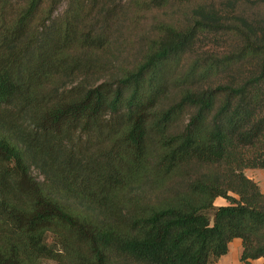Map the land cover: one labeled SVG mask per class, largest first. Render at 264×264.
Masks as SVG:
<instances>
[{
  "label": "trees",
  "instance_id": "trees-1",
  "mask_svg": "<svg viewBox=\"0 0 264 264\" xmlns=\"http://www.w3.org/2000/svg\"><path fill=\"white\" fill-rule=\"evenodd\" d=\"M121 2L0 0V264H264V0Z\"/></svg>",
  "mask_w": 264,
  "mask_h": 264
},
{
  "label": "rangeland",
  "instance_id": "rangeland-1",
  "mask_svg": "<svg viewBox=\"0 0 264 264\" xmlns=\"http://www.w3.org/2000/svg\"><path fill=\"white\" fill-rule=\"evenodd\" d=\"M127 2L128 0H122L121 6H126ZM64 8L65 7H62L61 10L63 11ZM260 9L264 11L263 7ZM157 18L169 21H181L183 20V13H179L177 16V14L171 12L170 8H162L154 9L152 12L148 13L147 17L140 23L132 22L130 24L129 20L126 22V18L120 19L119 24H117V43L115 45L113 59L119 63H128L131 65L141 57L147 39L153 34L152 25ZM123 21L126 23H123ZM247 172L250 174L253 172H264V168L247 169ZM260 182V187L264 190V177L261 178ZM226 203L227 201L224 198H218L215 202L216 205H223Z\"/></svg>",
  "mask_w": 264,
  "mask_h": 264
},
{
  "label": "crops",
  "instance_id": "crops-1",
  "mask_svg": "<svg viewBox=\"0 0 264 264\" xmlns=\"http://www.w3.org/2000/svg\"><path fill=\"white\" fill-rule=\"evenodd\" d=\"M249 170V169H248ZM247 175L257 181L259 185H261V178L264 177V172H253L248 173L246 170ZM264 192V190H262ZM232 244V245H231ZM243 250L242 240L240 238H235L229 246V251L226 255H223L220 260L215 264H242L241 261V254ZM254 264H262V260L253 261Z\"/></svg>",
  "mask_w": 264,
  "mask_h": 264
}]
</instances>
